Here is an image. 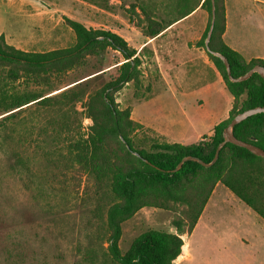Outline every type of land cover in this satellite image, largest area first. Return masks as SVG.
Masks as SVG:
<instances>
[{
	"label": "trees",
	"instance_id": "16d2710c",
	"mask_svg": "<svg viewBox=\"0 0 264 264\" xmlns=\"http://www.w3.org/2000/svg\"><path fill=\"white\" fill-rule=\"evenodd\" d=\"M82 1L106 11L112 7L109 0ZM213 4L215 16L208 44L210 50L227 59L234 78L244 75L255 65L264 68V60L246 61L224 43V0H213ZM201 6H206L210 18L200 42L205 47L211 21V0H203ZM143 13L144 34L156 36L164 29V24L152 19L146 11ZM64 22L73 32L75 41L66 48L24 51L8 44L0 34V111L4 114L16 109L1 120H9L14 113L32 104L50 109L55 115L50 121L52 138L62 134L67 137L64 152L58 154L65 168L80 177H91L97 189L109 190L110 201L104 207L101 246L105 243L106 247L101 264H173L181 252V236L192 232L216 184L224 186L264 220L263 157L227 143L211 166L186 161L173 172L187 156L211 162L223 139V129L231 119L247 109L264 107V79L259 74L253 73L241 82H231L222 61L206 51L233 98L227 117L213 127V134L207 141L190 144L154 141L148 148L137 147L133 135L141 125L131 119L128 108L120 110L115 102V94L121 85L130 81L139 84L140 61L135 56L136 50L111 31L86 28L66 16ZM109 50L119 53L124 61L119 65L120 72L116 77L108 76L105 82L90 91L85 90L88 81L100 79L103 72L79 82L76 80L64 89L55 88L65 74L82 67L89 57L103 56ZM21 81L40 88V91L9 92ZM77 103L80 111L75 107ZM83 118L91 122L85 129ZM233 134L236 139L264 151V113L235 125ZM145 207L172 212L174 216L169 226L173 231L147 230L135 237L122 252L119 248L122 224Z\"/></svg>",
	"mask_w": 264,
	"mask_h": 264
},
{
	"label": "rangeland",
	"instance_id": "374dc122",
	"mask_svg": "<svg viewBox=\"0 0 264 264\" xmlns=\"http://www.w3.org/2000/svg\"><path fill=\"white\" fill-rule=\"evenodd\" d=\"M198 1L190 0L195 4ZM133 3L135 5L131 6ZM138 3L140 0H109L112 7L106 11L82 0H0V34L6 35V42L17 49L48 51L70 47L75 42L73 32L65 25V16L86 28L117 31L123 38L133 31L132 27L145 28L146 22L140 18L143 11L169 18L191 8L189 5L157 7ZM139 61V84L130 81L121 85L115 102L120 110L128 108L131 119L141 125L133 135L136 146L148 148L154 141L168 143L157 132L173 131L180 121L166 116L170 112L160 111L161 102L152 100L154 96L150 93L157 88L163 94L165 89L167 93H174L176 99L183 100L186 87L176 91L178 87L172 84L155 85L150 80L153 71L145 76L149 70ZM123 62L120 54L111 50L103 56L89 57L82 67L65 74L55 88L64 89L76 80L103 72L100 79L88 81L85 90L90 91L108 76L116 77ZM213 68L220 76L214 65ZM37 91L40 88L21 81L9 92ZM169 99L168 104H174ZM178 103L186 106V102ZM231 106L232 102L230 109ZM75 107L81 110L79 103ZM212 107L209 101L207 109ZM8 113L0 111V264H101L106 247L105 243L102 247L101 242L109 190L97 189L91 177H80L65 168L58 154L64 152L67 137L62 134L52 138L53 111L32 104L14 113L9 120H1ZM90 123L89 119H82L84 129ZM211 136L203 135L196 142L207 141ZM226 194L234 197L220 185L212 200L213 206L206 208L189 235L181 236L191 255V259L182 264H236V261L238 264V257L246 253L238 248L242 235L249 240L264 237L262 230L251 226L254 221L240 211L244 204ZM173 216L172 212L161 209H140L122 224L120 250L126 251L132 240L147 230L173 231L169 226Z\"/></svg>",
	"mask_w": 264,
	"mask_h": 264
},
{
	"label": "crops",
	"instance_id": "0c3cea01",
	"mask_svg": "<svg viewBox=\"0 0 264 264\" xmlns=\"http://www.w3.org/2000/svg\"><path fill=\"white\" fill-rule=\"evenodd\" d=\"M202 2L203 0H199L196 4L191 3L190 0H140L138 4L141 6L189 5L191 8L169 18L164 14L154 15L147 11L152 19L164 23V29L151 37L146 36L142 29L135 30L132 27L133 31L123 37L128 46L136 50L135 56L139 57L142 66L149 70L145 76L153 71V79L150 80H153L155 85L163 87L172 84L178 87L176 91H181L183 86L186 87L183 100L176 99L174 93H167L165 89L163 94L157 88L150 93L154 96L152 100L161 102L160 111L170 112L166 116L180 119L179 125L173 131L157 132L168 143L190 144L203 135L211 136L213 127L227 117L233 99L226 91L221 77L214 71L212 62L206 54V48L200 45L210 20L207 9L201 6ZM224 9L225 29L222 35L224 43L246 61L264 60V0H224ZM144 17V14L140 15L141 20ZM113 33L118 34L117 31ZM4 38L7 39L6 35ZM150 80L148 85H151ZM166 98L167 100H164ZM189 98L192 99L188 100ZM168 99L174 104H168ZM209 101L213 103L212 109H207ZM178 102H186V106ZM220 185H215L200 217L206 208L213 204L212 200ZM226 195L242 203L234 195V197ZM240 211L245 217L254 221L251 226L257 227L264 233L262 218L245 204ZM262 238L249 240L246 235H242L238 241L240 244L238 248L246 253L238 257V264H264V237ZM184 241L180 255L173 264H182L191 259Z\"/></svg>",
	"mask_w": 264,
	"mask_h": 264
},
{
	"label": "water",
	"instance_id": "95a60500",
	"mask_svg": "<svg viewBox=\"0 0 264 264\" xmlns=\"http://www.w3.org/2000/svg\"><path fill=\"white\" fill-rule=\"evenodd\" d=\"M211 3H212V6H211V21H210V26H209V29L207 31L206 38H205V41H204V45H205L206 51L209 52L210 54H212L213 56L219 58L222 61L223 65H224V67L226 69L227 77H228L229 81H231V82L244 81V80L248 79L253 73L259 74L264 79V68L259 66V65L253 66L249 71H247L244 75H242L240 77H237V78L232 77V75L230 73V66L228 64L227 59L223 55H221L220 53L213 52V51L210 50L208 44H209L210 36H211V33H212L213 24H214V16H215L213 0H211ZM259 113H264V107H256V108L247 109V110L235 115L231 119V121L223 129V132H222L223 139L217 145L214 157H213L211 162L205 163V162L201 161L200 159H198L196 157L187 156V157H184V158H182L180 160V162L173 169V172L178 171L181 168V166L183 165V163L186 162V161L197 162L199 165H201L203 167L211 166L217 160L219 151L227 143L233 144V145L241 147V148H245L249 152H251L252 154L264 158V151L262 149H260L259 147L255 146V145H253L251 143H247V142L240 141V140L236 139V137L233 134V128H234L235 125H237L238 123H240L243 120L247 119L248 117L256 115V114H259Z\"/></svg>",
	"mask_w": 264,
	"mask_h": 264
}]
</instances>
